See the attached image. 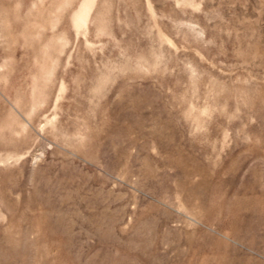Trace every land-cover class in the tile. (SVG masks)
I'll return each mask as SVG.
<instances>
[{
    "label": "rangeland",
    "instance_id": "374dc122",
    "mask_svg": "<svg viewBox=\"0 0 264 264\" xmlns=\"http://www.w3.org/2000/svg\"><path fill=\"white\" fill-rule=\"evenodd\" d=\"M0 264H264V0H0Z\"/></svg>",
    "mask_w": 264,
    "mask_h": 264
}]
</instances>
